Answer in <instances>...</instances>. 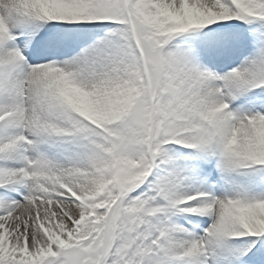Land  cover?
I'll return each mask as SVG.
<instances>
[{
    "label": "snow or ice",
    "instance_id": "obj_1",
    "mask_svg": "<svg viewBox=\"0 0 264 264\" xmlns=\"http://www.w3.org/2000/svg\"><path fill=\"white\" fill-rule=\"evenodd\" d=\"M0 264H264V0H0Z\"/></svg>",
    "mask_w": 264,
    "mask_h": 264
}]
</instances>
